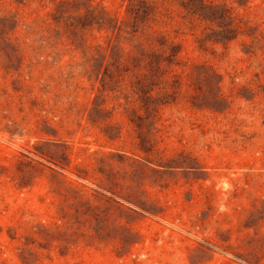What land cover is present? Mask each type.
Wrapping results in <instances>:
<instances>
[{"label":"rangeland","instance_id":"obj_1","mask_svg":"<svg viewBox=\"0 0 264 264\" xmlns=\"http://www.w3.org/2000/svg\"><path fill=\"white\" fill-rule=\"evenodd\" d=\"M0 264H264V0H0Z\"/></svg>","mask_w":264,"mask_h":264}]
</instances>
